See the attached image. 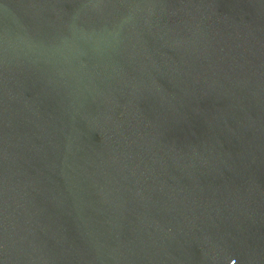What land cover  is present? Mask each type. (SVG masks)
I'll return each instance as SVG.
<instances>
[{"label":"water","instance_id":"water-1","mask_svg":"<svg viewBox=\"0 0 264 264\" xmlns=\"http://www.w3.org/2000/svg\"><path fill=\"white\" fill-rule=\"evenodd\" d=\"M0 264H264V0H0Z\"/></svg>","mask_w":264,"mask_h":264}]
</instances>
